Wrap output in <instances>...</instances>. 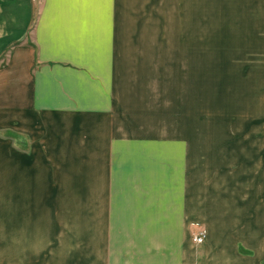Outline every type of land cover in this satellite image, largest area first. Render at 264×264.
Segmentation results:
<instances>
[{"label": "rangeland", "instance_id": "rangeland-1", "mask_svg": "<svg viewBox=\"0 0 264 264\" xmlns=\"http://www.w3.org/2000/svg\"><path fill=\"white\" fill-rule=\"evenodd\" d=\"M261 2L206 0L203 31L190 28L196 26L166 31V0H136L138 9L143 3L142 15L127 16L126 25L111 31L107 42L110 54L122 60L100 65L107 72L110 108L89 120L85 114L77 117L88 120L80 124L84 128H77L82 138L77 146L84 150L83 138L97 136V130L106 135V128L99 126L102 122L131 123L135 127L129 132L142 139V148L148 147L151 139L152 150L158 153L159 171H173L176 166L189 171L191 216L197 214L193 205L201 199L197 184L205 179L207 190L202 193L211 203L222 199L225 206L221 214L232 231L243 221L233 218V212L243 210L248 211L243 219L252 226L251 234L264 231V23L258 22L257 8ZM123 3L126 9L134 8V0H115L111 6L117 8ZM43 6L44 0H31L29 36L3 48L0 66L20 44L35 51L31 32ZM13 7H21V3ZM180 25L176 27L182 28ZM13 34L15 37L19 32ZM21 80L15 78L14 89L21 87ZM22 82L25 85L26 81ZM14 99L21 101V96ZM39 115L46 122L57 120L47 111ZM60 116L58 120L63 119L66 128L72 127V114L66 111ZM36 117L31 120L35 125L39 122ZM61 128L57 126V132ZM47 130L50 136L44 144L50 148V157H40L37 164L42 171H5L4 154H0V264H57L59 246L84 250L88 239L89 247L99 252L106 241L107 183L112 171H57V159H52L57 132L53 136V127ZM21 136L16 128H0V148L5 147V140L8 144L12 140L15 152L31 155L37 145L31 137L30 144L25 143ZM170 144L175 147L174 160L171 162L169 153L167 163L164 153ZM37 161L35 155L29 162ZM114 166L111 158L104 167ZM212 182L221 191L209 190ZM228 184L231 186L226 187ZM246 196L250 205L235 207L234 200L242 201ZM11 208L13 218H9ZM190 227L192 242L195 226ZM250 242L255 246L254 256L242 246L238 253L250 255L255 264L260 253L256 234ZM71 256L63 258H71V264L86 263L79 250L78 255ZM97 258L95 264L101 263Z\"/></svg>", "mask_w": 264, "mask_h": 264}, {"label": "crops", "instance_id": "crops-1", "mask_svg": "<svg viewBox=\"0 0 264 264\" xmlns=\"http://www.w3.org/2000/svg\"><path fill=\"white\" fill-rule=\"evenodd\" d=\"M114 1L44 0L31 32L35 51L20 44L13 49L7 63L0 66V128L9 131L16 128L25 143L30 144L33 139L32 143L37 145L31 155H20L15 152L12 140L11 144L5 140V147L0 148L5 171H30L31 168L42 171L37 164L40 157H50L47 154L50 148L44 144L50 136L46 135L49 132L46 129L53 127L54 136L57 126L62 127L57 137H53L57 148L52 147V159H57V171H112L108 173L113 178L109 177L107 183L108 230L103 248L95 252L89 247L88 239L84 250L59 246L57 264H71L72 259L64 260L63 255L76 256L78 250L86 257L85 264H95V256L101 258V263L96 264H253L250 255L239 254L238 250L242 246L254 256L255 246L250 240L255 234L260 241L256 244L260 253L255 264H264V231L251 234L252 226L244 221L248 211L233 212V218L243 221L241 226L233 225L235 231H232L221 214L224 202L222 199L207 201L203 194L207 190L206 180L202 179L197 184L201 199L198 198V203L193 200L198 211L191 216L189 171L179 170L178 166L173 171H162L163 168L159 171L158 153L152 150L151 139L148 147L142 148V139L137 140L136 135L129 132L135 127L131 123L102 122L99 126L106 128V135L97 130V136L83 138L84 150L77 146L82 139L77 135V128L84 126L80 124L92 116H102L111 105L104 75L107 72L102 71L100 65L119 63L122 59L110 54L111 46L107 43L110 32L120 31V26L126 25L127 16L142 15L143 3H138V9L134 0V8L126 9L124 3L117 8L111 6ZM17 2L21 7H13ZM257 8L261 17L258 22L263 24L264 0ZM166 10V31L189 30V26L203 31L206 0H166ZM30 20L31 0H0V54L4 47L29 36ZM180 22L182 28L176 27L181 26ZM14 32L19 34L14 37ZM17 76L26 83L21 80V87L14 89ZM15 95L21 96V101L15 100ZM46 111L57 120L53 123L41 120L39 113ZM66 111L74 116L69 128L65 127L63 119L58 120ZM82 114L88 120L77 118ZM36 116L39 122L35 125L31 120ZM173 146L170 144L164 153L165 159L171 156V162ZM35 155L38 161L29 162ZM111 158L116 166L105 168ZM165 162L168 163L167 159ZM212 186L209 190L221 191L217 184L212 182ZM247 197L242 201L235 199V207L247 208L250 205ZM9 218H13L12 208ZM190 224L195 226L192 235L205 231L201 244L191 242Z\"/></svg>", "mask_w": 264, "mask_h": 264}, {"label": "built area", "instance_id": "built-area-1", "mask_svg": "<svg viewBox=\"0 0 264 264\" xmlns=\"http://www.w3.org/2000/svg\"><path fill=\"white\" fill-rule=\"evenodd\" d=\"M204 238H205V233L203 231H201L200 233H198L197 235H195L193 237V242H195L197 244L201 243V242H203Z\"/></svg>", "mask_w": 264, "mask_h": 264}]
</instances>
